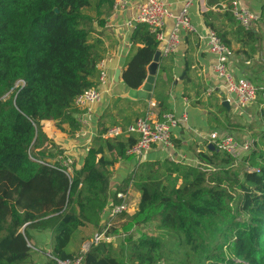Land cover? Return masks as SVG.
<instances>
[{
	"label": "trees",
	"instance_id": "16d2710c",
	"mask_svg": "<svg viewBox=\"0 0 264 264\" xmlns=\"http://www.w3.org/2000/svg\"><path fill=\"white\" fill-rule=\"evenodd\" d=\"M225 3L224 13L204 14L207 27L231 52L233 41L243 48L255 44L253 29L233 14V0ZM115 6L116 0H0V264L76 259L69 252L75 235L101 232L103 214L111 204H123L119 195L125 197L131 185L140 203L124 228L156 221L160 236L142 232L119 246L102 242L81 264H264V107L255 146L240 158L215 148L199 153L196 166L170 159L136 163L113 196L111 169L143 158L127 155L135 138L107 139L108 129L99 125L82 166L74 162L73 174L61 167L63 152L43 125L53 122L63 132L68 124L71 136L79 130L76 116L84 112L75 101L97 88L102 61L101 41L93 42V35ZM131 43L122 79L139 90L160 42L138 24ZM259 98L264 106V94ZM158 102L161 119L171 111L166 99ZM119 230L114 224L112 232L122 236ZM45 231L54 238L49 254L32 245V233Z\"/></svg>",
	"mask_w": 264,
	"mask_h": 264
},
{
	"label": "crops",
	"instance_id": "0c3cea01",
	"mask_svg": "<svg viewBox=\"0 0 264 264\" xmlns=\"http://www.w3.org/2000/svg\"><path fill=\"white\" fill-rule=\"evenodd\" d=\"M145 1L116 0L115 10L107 19L106 26L103 29H98V34L93 35V42L101 41L100 54L102 61H105L107 82L105 85H101L97 78V88L102 93V102L95 105L91 113L76 116L79 130L71 136L68 134V124L63 126V132L58 130L53 122H46L43 125L44 132L55 142L63 155L70 156L76 166L80 168L90 147L94 145L95 139L98 137L99 125L108 129L113 126L128 127L134 124L137 119L146 116L160 119L159 99H166L168 109L177 119L187 116L186 122H179L172 129L174 149L154 147L141 160L121 161L113 170L111 169L113 174L111 179L112 196L134 170L136 163L170 159L177 163L196 166L199 164L197 155L209 151L212 134L233 136L242 142L255 138L256 134L261 132L262 127L259 113L263 104L259 103L260 98L252 106L240 107L235 97L226 91L223 81L218 79L213 70L217 59L209 49L207 39L209 28L206 25L204 14L212 10L224 13L227 0H219L217 3H210V5L209 0H161L168 5L172 14L166 23V39L170 37L175 28L174 17L179 14L186 1H191L189 14L196 31L193 33L182 31L178 51L170 57L161 58L150 101L134 100L129 97L130 89L123 82L122 73L133 47L131 37L136 27L133 21L137 7ZM233 1L238 3L240 9H248L260 18L264 14V0ZM130 23H133L132 27L129 26ZM252 29L257 39L255 44L243 48L234 41L232 43L229 67L237 78H247L246 75L255 66L264 64V51L260 50V47H264L263 19L255 23ZM161 49L162 45L158 50ZM187 68L190 69L188 74ZM119 71V81H116V73ZM253 71L262 76V78L258 76L253 78L256 86L260 88L262 87L261 81H264V68L260 69V72ZM228 99H230V109L227 110L223 107L227 114L221 111L220 106ZM126 200L129 207L126 217L114 222L120 231H122L120 225L125 224L138 212L140 193L132 185L126 195ZM110 214V209H107L103 214L102 231L109 222ZM98 232L92 228L80 230L69 246L70 254L78 256L82 251L83 243L93 238ZM31 236L32 245L36 249L46 251L47 254L50 253L54 239L52 233L49 231L34 232ZM136 238L138 237H134V239ZM83 239H85L84 242ZM127 239V237L122 239L121 235H116L114 245L125 244Z\"/></svg>",
	"mask_w": 264,
	"mask_h": 264
},
{
	"label": "built area",
	"instance_id": "2783aa9c",
	"mask_svg": "<svg viewBox=\"0 0 264 264\" xmlns=\"http://www.w3.org/2000/svg\"><path fill=\"white\" fill-rule=\"evenodd\" d=\"M191 1H186L182 10L174 17L176 22L175 28L168 39L165 36L166 23L172 17L168 9V5L161 0H146L137 7V13L133 23L145 24L149 27L152 34L156 35L157 40L162 45L160 50L162 57H170L175 54L180 46V35L182 31L193 33V27L190 19L189 8ZM232 10L236 20L247 30L252 29L255 23L260 21V17L248 9L239 8L238 3L233 1ZM133 23L129 26L132 27ZM208 45L211 53L216 57V63L213 67L218 79L223 81L226 91L233 95L240 107L250 106L258 101L259 95L264 94L263 86L258 88L252 82L245 78H237L231 71L230 57L231 50L227 48L215 32L209 29ZM99 71L98 83L105 85L107 82V72L105 70V61H100L97 65ZM230 102V99L227 100ZM102 102V93L98 88L89 89L79 96L75 101V106L83 111V114H89L95 105ZM264 107V106H263ZM187 116L177 119L173 114H165L161 119H152L149 116L139 118L134 124L128 127L113 126L108 128L105 138L116 140L123 136L135 138L136 143L128 148L127 155L135 157H144L154 147H162L163 149H174L172 140V129L179 122H186ZM211 145L224 153L232 155L234 158H240L243 153L251 151L255 146L254 139H246L239 142L233 136H220L214 133L210 136ZM58 161L61 167H64L67 174H73L72 166L74 160L67 155L59 156ZM123 199V204L119 206H109L111 214L109 222L105 229L94 235L93 238L85 241L82 245V251L74 260L59 261L58 264H81L83 257L90 251L93 246H97L102 242L114 241L116 235L112 232L115 218L128 213L126 196L119 195ZM123 237V235H122Z\"/></svg>",
	"mask_w": 264,
	"mask_h": 264
},
{
	"label": "water",
	"instance_id": "95a60500",
	"mask_svg": "<svg viewBox=\"0 0 264 264\" xmlns=\"http://www.w3.org/2000/svg\"><path fill=\"white\" fill-rule=\"evenodd\" d=\"M135 26H137V24H135ZM162 58V53L160 50L157 51L153 62L148 66L147 68V79L145 84L142 86L141 89L139 90H133L130 89L129 91V97L134 99V100H146V101H150L152 98V92L154 89V85L156 82V77L158 74V70H159V64ZM119 77H120V71L116 73V77L115 80L119 81ZM222 106L225 107L227 110L230 109V104L228 101H224L222 103ZM209 150L210 151H214L215 147L214 145H209Z\"/></svg>",
	"mask_w": 264,
	"mask_h": 264
},
{
	"label": "rangeland",
	"instance_id": "374dc122",
	"mask_svg": "<svg viewBox=\"0 0 264 264\" xmlns=\"http://www.w3.org/2000/svg\"><path fill=\"white\" fill-rule=\"evenodd\" d=\"M263 39H264V37H263ZM260 50H263L264 51V47H260ZM259 66V68L260 69H263L264 68V64H259L258 65ZM258 66H255L254 68H253V70H255V71H258V72H260V69L258 68ZM253 70H251L247 75H246V77L247 78H245V79H247V80H249L250 82H252V84H254L255 86H256V83H255V81H254V77H256V76H258L259 78H262V76L261 75H258V74H256ZM263 82L264 81H261V84H262V86H263ZM252 106V105H251ZM241 118V117H240ZM256 128H257V126H256ZM138 192V191H137ZM127 201V200H126ZM128 204V203H127ZM132 222V220L131 219H128L127 220V222L125 223V224H122V225H120L121 226V228H122V231H120L119 233L120 234H124L125 236L124 237H130L131 235H134V237H139L141 234H142V232H144V233H146V234H150V235H153V236H160V232L158 231V222H156V221H152V223H151V225H150V227H147V228H143V229H139L138 228V226H132V227H130V228H124V226L125 225H127V224H129V223H131ZM134 231V234H132L133 233V231ZM132 231V232H131ZM124 237H122V239L124 238ZM163 240H168V243H174V239L173 240H169L168 239V237H161Z\"/></svg>",
	"mask_w": 264,
	"mask_h": 264
}]
</instances>
